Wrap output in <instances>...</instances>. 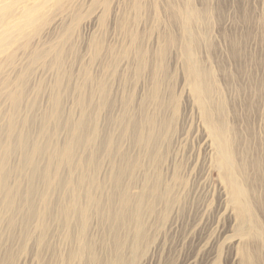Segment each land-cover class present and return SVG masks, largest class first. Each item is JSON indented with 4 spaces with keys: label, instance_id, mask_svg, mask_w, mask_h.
I'll use <instances>...</instances> for the list:
<instances>
[{
    "label": "rangeland",
    "instance_id": "obj_1",
    "mask_svg": "<svg viewBox=\"0 0 264 264\" xmlns=\"http://www.w3.org/2000/svg\"><path fill=\"white\" fill-rule=\"evenodd\" d=\"M7 4L9 0L0 3V18L5 16V23H0V32L5 29L2 36L11 35V39L2 44L3 37H0V49H7L6 53L14 57L10 64L1 66L0 82L10 76L11 66L29 67L24 73V98L17 113L18 130L28 132L32 140L36 139L42 128L41 117L54 109L52 84L57 74L62 79L61 118L64 121L68 114L78 116L74 87L82 83L88 73L93 79L107 82L113 103L111 113L104 110L100 114L102 132L120 138L122 141L117 140V143L135 160L139 151L132 138H121L120 128L111 120L126 101L130 102L133 119L140 120L143 101L146 113L172 120V135L168 137V143L161 141L159 149L164 154L166 151L168 155L176 154L175 164L185 182L183 194L168 212L164 210L163 202H159L156 213L145 217L153 249L144 264H236L230 242L233 231L224 212L225 202L218 178L205 165L200 114L187 100V87L183 81L185 61L180 54L186 37L176 16L188 6L199 12L202 21L190 23L195 39L194 52L214 70V78L225 101L226 114L221 119L231 122L240 135L245 127H249L248 131L260 138L262 147L264 0H109L105 10L102 0H21L11 8H7ZM25 6L32 8L37 18L35 24L18 23ZM93 15L100 17L91 20ZM27 43L26 48L20 46ZM35 51L44 52V56L30 64L27 56ZM137 54L144 59L142 67ZM154 75L162 82L158 92L151 79ZM89 88L88 83L86 91ZM156 93L158 103L153 100ZM1 111H4V115L0 114L2 128L6 122L4 116L11 111L2 98ZM219 114L215 112L214 117L220 118ZM26 117L30 124L22 128L21 121ZM52 128L49 126L46 130ZM63 138L64 131L57 142ZM261 155L264 158L263 148ZM18 160L19 153L14 154L9 159V166L17 167ZM97 162L99 171L95 178L104 182L106 190L111 189L110 177L117 172L120 160L112 167L106 154L100 152ZM164 170L163 163L159 171L166 180L168 176ZM154 171L151 161L143 157L141 169L136 170L134 178H122V187L130 185L132 190L138 191L143 174L153 178ZM251 178L254 181L250 182V191L260 216L264 214V168ZM29 185L25 178L21 187L26 189ZM34 185L42 188L39 183ZM103 205L107 211L117 210L119 198L105 200ZM22 222L21 216L17 215L12 230L3 228L0 263L58 264L59 256L69 249L60 231L51 230L50 249L44 254L36 244L35 234L23 237ZM107 226L95 217L90 226V235L99 241L98 251L103 256L110 248L108 244H100L101 239L107 242L111 239ZM119 235L125 237L126 232L119 231Z\"/></svg>",
    "mask_w": 264,
    "mask_h": 264
},
{
    "label": "bare ground",
    "instance_id": "obj_2",
    "mask_svg": "<svg viewBox=\"0 0 264 264\" xmlns=\"http://www.w3.org/2000/svg\"><path fill=\"white\" fill-rule=\"evenodd\" d=\"M15 2L21 0H9L6 7L11 8ZM102 3L104 10L107 9L109 0H102ZM26 7L22 8L18 23L35 24L37 18L32 8ZM100 15H93L90 19L96 20ZM176 17L182 23L186 37L180 54L185 61L183 81L187 87V100L199 111L205 165L216 173L224 198V212L233 231L230 240L233 262L264 264V214L257 215V205L250 191V182L254 181L251 177L258 174L261 167L264 168V158L261 157L264 145L261 147L260 138L254 137L255 134L248 131L249 127H245L240 135L231 122L221 119L226 114L225 101L214 78V70L194 52L195 39L190 23L202 21L199 12L188 6L180 10ZM0 23H5V16H1ZM5 31L0 32V37ZM2 39L1 43L6 44L11 35ZM28 45L20 44L22 48ZM6 51L5 48L0 49V68L3 64H10L14 57ZM43 56L44 52L35 51L27 58L32 64ZM136 57L142 67V55L137 54ZM28 71L29 67L11 66L10 76L0 82V98L11 109L4 116L5 125L0 127V236L4 227L12 230L15 217L19 215L23 221V237L35 234L36 244L44 254L50 249L51 230L60 231L69 249L59 256L58 264H144L153 249L145 217L156 213L159 202H163L164 210L168 212L184 192L185 182L175 164L176 154L168 155L167 151L164 154L159 149L161 141L168 143V137L172 135V120L146 113L143 101L139 111L141 119L134 120L130 102H123L111 122L120 128L121 138H132L134 147L139 151L137 158L132 160L117 143V140H122L104 134L99 126L100 114L104 110L111 113L113 108L107 82L93 79L86 73L83 82L74 87L79 114L76 117L68 114L63 121L60 112L62 79L57 74L52 84L54 109L41 117L42 128L32 140L28 132L17 127V113L24 98V73ZM151 79L158 92L162 84L160 77L154 75ZM88 83L90 88L86 91ZM157 98L158 93L153 96L158 103ZM215 112L220 113V118L214 117ZM0 114L4 115V111ZM21 123L22 128L26 127L30 119L26 117ZM49 126L53 128L47 131ZM61 131H64V138L57 142ZM262 131L264 135V128ZM256 140L259 142L256 143ZM100 152L106 154L112 167L118 159L121 162L117 172L110 177L112 188L108 190L102 180L95 178L99 171L97 159ZM17 153V167H10L9 159ZM143 157L151 161L154 177L143 174L138 191L132 190L130 185L122 187V178H134L136 170L141 169ZM163 163L168 176L166 180L162 179V172L159 171ZM25 178L30 185L23 189L21 186ZM35 183L42 188H37ZM115 198H119V208L107 211L103 203ZM94 217L108 225L106 230L111 239L108 242L100 240V244L110 246L105 250V256L98 251L99 241L90 235ZM119 231H125V237L121 238Z\"/></svg>",
    "mask_w": 264,
    "mask_h": 264
}]
</instances>
